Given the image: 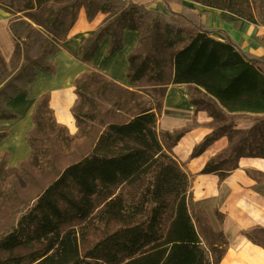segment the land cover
Here are the masks:
<instances>
[{"label":"trees","instance_id":"trees-1","mask_svg":"<svg viewBox=\"0 0 264 264\" xmlns=\"http://www.w3.org/2000/svg\"><path fill=\"white\" fill-rule=\"evenodd\" d=\"M193 1L251 22L264 11V0ZM0 7L11 15L8 28L15 39L10 63L0 50V93L7 91L6 100L28 94L39 72L56 73L55 55L65 48L81 8L90 20L100 12L108 14L82 40L76 54L82 62L93 65L104 38L110 37L107 55L112 56L124 46L125 29L139 31L138 45L129 55V87L96 67L76 78L74 134L56 122L50 94L39 97L27 134L31 156L18 166L36 156L38 164L55 172L41 141L51 140L64 150L85 140L91 145L0 234V264H220L229 241L195 204V176L174 153L194 124L170 131L159 126V117L170 84L187 85L195 111L206 110L214 121L234 113L190 154L198 157L214 141L228 137V146L202 169L222 183L240 158H264V55L242 50L225 31L206 27L187 6L181 12L168 8L167 14L135 0H0ZM125 112L130 115L123 121L109 119ZM17 118L0 107V120ZM238 118L254 123L238 129ZM7 135L1 131L0 142ZM5 154L8 160L9 152ZM243 233L264 247V229Z\"/></svg>","mask_w":264,"mask_h":264},{"label":"crops","instance_id":"crops-1","mask_svg":"<svg viewBox=\"0 0 264 264\" xmlns=\"http://www.w3.org/2000/svg\"><path fill=\"white\" fill-rule=\"evenodd\" d=\"M135 1L143 2L148 8L166 14L168 8L173 12H181L184 6L191 7L200 15V20L206 27L225 31L244 51L264 55V11H261L256 22H251L227 10L205 6L193 0ZM107 18V13L100 12L90 20L82 8L70 30L65 48L55 55L58 64L56 73L39 72L30 85L28 94L19 93L5 104L6 108L19 116L16 120H0V131L9 132L0 142V155L9 150L8 167H16L30 157L31 147L27 142V133L34 126L33 111L37 99L42 94H50L49 104L56 122L66 126L73 134L77 131L72 106L77 97L74 82L78 75L96 67L113 81L128 85L129 55L137 47L138 31L125 29L124 46L112 56L107 55L110 37L104 38L95 52L93 65L76 57L82 40L93 35ZM8 24L9 15L0 7V50L7 59L14 50L13 35ZM213 35L222 37L218 32ZM69 94L73 95V99L67 107L64 103L58 106V96L65 99ZM65 111L72 117L75 130L71 128L70 123L61 119L60 115ZM161 111L159 126L162 129L172 131L190 122L194 124L174 146V153L195 176V204L206 210L214 227L222 228L229 241L228 251L220 264H264V247L252 242L243 233L252 228L264 229V158H240L238 168L220 183L218 175L203 173L202 169L212 156L228 146L229 139L223 136L209 145L200 156L190 158L194 146L213 131L214 118L206 110L195 111V106L190 102L187 85L170 84L166 89ZM253 123V119L238 118L235 127L247 129ZM248 170L258 172L261 176H252ZM221 215H224L223 222L220 221Z\"/></svg>","mask_w":264,"mask_h":264},{"label":"rangeland","instance_id":"rangeland-1","mask_svg":"<svg viewBox=\"0 0 264 264\" xmlns=\"http://www.w3.org/2000/svg\"><path fill=\"white\" fill-rule=\"evenodd\" d=\"M8 15L10 18L11 15L10 14ZM18 28L20 31H22L23 26L18 25ZM13 43H14V49H15L14 37H13ZM37 50L38 48H35L33 49V52L34 51L36 52ZM11 56L8 59L5 57L8 63H10ZM8 69L12 70L10 64L8 65ZM122 86L129 87L130 86L129 80H128V85H122ZM6 93H7L6 90L2 94L0 93V107H3L7 109L8 111H10L8 108L5 107V104L11 100V99L9 100L5 99ZM37 101H36V104H37ZM49 103H50V100H49ZM128 114H129L128 112H125V113H121L120 115H113L109 119L115 120V121H123L129 118L130 114L129 115ZM226 115H227L226 120L224 121L215 120L214 121L213 123L214 128L223 126L225 123L229 122L231 119L234 118V114L229 115L226 113ZM13 120H16V119H13ZM33 123H34V120H33ZM1 131H7V130H1ZM40 137H43V135H40ZM40 143H41L40 145H42L43 147H45L47 150L50 151L49 155H46V157L49 158L50 163L55 165V168H56L55 172H53V170L49 166H46V164H40V162L38 164V160L36 156H34L33 159L31 158L30 162L26 161L20 164L18 167L16 166V167L11 168V167H8L7 165L6 154H5L7 151L9 152V150H5V152H2V154L0 155V234L6 231L8 228H11L13 224L16 223L17 218L19 214L22 212V210L27 208L29 204H31L42 193V191L45 190L47 185L51 181H53V179L56 178L57 174L61 172L62 169L66 165L73 163L79 160L82 156H84L87 153L91 145L90 140H85L84 142H80V143L77 142L73 144L72 146L67 145L65 147L66 149L64 150L62 146L61 147L59 146L60 144L51 143V140L46 141V142L41 141ZM263 236L264 234L262 233V238Z\"/></svg>","mask_w":264,"mask_h":264},{"label":"bare ground","instance_id":"bare-ground-1","mask_svg":"<svg viewBox=\"0 0 264 264\" xmlns=\"http://www.w3.org/2000/svg\"><path fill=\"white\" fill-rule=\"evenodd\" d=\"M72 99H73L72 94H69L65 99H62L60 96H58L57 105L61 106V103H64V105L67 107V105L70 103V101H72ZM60 117H61V119H64L65 121L70 123L71 128L73 130H75V126L73 125V122H72V117L69 115V113L67 111L61 113Z\"/></svg>","mask_w":264,"mask_h":264}]
</instances>
